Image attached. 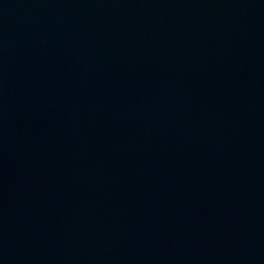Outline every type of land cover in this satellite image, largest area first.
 <instances>
[{"label": "water", "instance_id": "95a60500", "mask_svg": "<svg viewBox=\"0 0 264 264\" xmlns=\"http://www.w3.org/2000/svg\"><path fill=\"white\" fill-rule=\"evenodd\" d=\"M0 264H264V0H0Z\"/></svg>", "mask_w": 264, "mask_h": 264}]
</instances>
